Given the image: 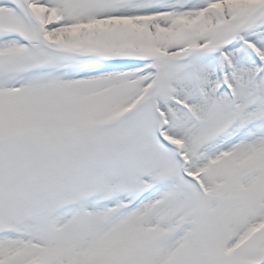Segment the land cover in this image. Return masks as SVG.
Listing matches in <instances>:
<instances>
[{"label": "snow or ice", "instance_id": "1", "mask_svg": "<svg viewBox=\"0 0 264 264\" xmlns=\"http://www.w3.org/2000/svg\"><path fill=\"white\" fill-rule=\"evenodd\" d=\"M0 264H264V0H0Z\"/></svg>", "mask_w": 264, "mask_h": 264}]
</instances>
